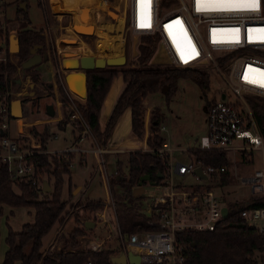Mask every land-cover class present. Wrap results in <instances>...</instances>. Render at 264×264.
Wrapping results in <instances>:
<instances>
[{"label": "trees", "instance_id": "obj_1", "mask_svg": "<svg viewBox=\"0 0 264 264\" xmlns=\"http://www.w3.org/2000/svg\"><path fill=\"white\" fill-rule=\"evenodd\" d=\"M74 1L92 3L97 0ZM16 9L20 50L16 53L17 60H14L11 58L7 46L5 59H0V100L6 98V92L10 89L11 75L31 54V48L35 45H41L38 51L40 53L46 51H43L47 44L44 30L29 25L28 7L22 9L17 5ZM142 38L143 42L139 44L137 60L127 64L94 67V69L87 71L88 92L83 101L77 102L75 98H72L65 89L61 79L62 74L56 73L57 88L63 101V108H65V115L59 123L60 127H63L64 123L70 120L73 111L70 103L75 100L91 130L102 140L103 144L107 143L108 137L122 112L129 107H131L132 129L137 136L142 137L144 132V102L150 93L163 89V86L166 85L167 89L163 90L167 101H169L177 88V79L180 75L191 77L204 93L210 89V73L202 68V65L174 66L153 63L151 58L157 44L156 35L143 34ZM50 50L56 51L53 47ZM59 61L55 58L54 63L57 68ZM25 72L31 75L33 80L38 81L39 75L35 70V65L27 67ZM119 72H122L125 82L124 90L114 103L105 122V128L102 129L99 120L102 104L110 90L114 76ZM39 96L36 92L31 103H38ZM253 97L254 99L248 100H250L257 126L264 135V96L254 95ZM7 98H10V95H7ZM210 104L209 100L207 106ZM163 116V112L154 110L150 118L151 132L147 136V143L150 148L130 150L127 171L123 170L122 163L118 160L114 176L109 178V189L112 194L113 206H115V222L124 238L132 231L160 228L154 223L161 219L156 210L168 206L166 202L158 201L151 204L150 210H144L139 203L141 195L134 193V186L138 185L142 175L150 173L153 183H161L168 174L169 156L165 153L160 155L157 152V149L162 147L163 142L167 140L164 129H162ZM2 130L0 116V142L4 136L8 135L6 130L2 134ZM50 131L51 129L47 128L41 133V148L32 147L30 154L26 155L28 161H33L39 166L35 172L38 182H32V179L26 177L20 179L13 176L9 161L0 156V204L6 203L12 207L32 204L35 209L32 222H24L22 228L18 230L9 227L5 237L8 249L1 264H15L17 260L21 264H84L89 259H92L95 264H113L112 255L122 249V243L120 248L116 250L113 245L102 246L98 250L84 248L81 245L79 237L91 229L87 228L82 221L83 215L88 214L86 217L90 218V215L93 214V220L96 223L97 212L106 205V202L102 198H87L71 203L69 207H66L67 201L63 200L61 196L74 157L70 151L64 156L61 152L47 150L46 137ZM33 134L37 137L35 133ZM14 139L20 140L19 137ZM186 151L190 157L203 160L208 164L223 163L228 165L231 159L227 150L222 147L203 148L196 145L188 147ZM230 172L229 169L220 174L215 173L211 177H218L220 183H225L231 179ZM52 177L51 190L42 191L44 179L50 180ZM146 182L143 181V183ZM16 185L19 190L15 189ZM194 188L196 190L209 189L211 186L198 184ZM41 194L44 196L40 197ZM227 205L229 208L228 215L220 218L213 229L182 228V230L175 231L176 244L182 245L186 254L182 264H256L260 259H264V233L241 215L243 209L249 210L264 205V196L253 193L246 199L228 201ZM71 211L75 212V226L63 233L62 237L65 244L58 250L43 249V236L56 222L62 223Z\"/></svg>", "mask_w": 264, "mask_h": 264}, {"label": "built area", "instance_id": "obj_2", "mask_svg": "<svg viewBox=\"0 0 264 264\" xmlns=\"http://www.w3.org/2000/svg\"><path fill=\"white\" fill-rule=\"evenodd\" d=\"M14 1L17 6L22 0ZM26 1L29 2V0ZM101 1L104 2V6L112 7L123 19L124 25H127L135 33L156 35L155 50L159 49V53L164 55L167 63L174 66L212 64L221 71L227 84L232 87L234 97H228L231 92L222 90L220 97L210 100L211 104L207 106L206 132L200 135L197 145L203 148L222 147L227 149L231 147L234 150L237 148L260 149L262 152L261 167L254 169L243 179L250 183L254 193L264 196V135L257 126L249 101L245 99L246 94L264 96V0H259V5L255 10H250L243 3L226 4L217 2V0H205V2H198V0H150V3H141V0ZM9 2L11 0H0V22L8 17L6 5ZM38 5L43 8L45 0H38ZM49 5L51 7V0H49ZM91 6L93 7L91 14L96 19L106 18L103 11L107 7H103L102 10V7L94 2ZM54 14L58 17L57 28L61 32L67 29L74 18L73 14H70L71 19L63 22L62 15L55 11ZM63 14L69 15V12ZM110 18L108 16L107 21ZM0 27L2 28H0V53L5 54L7 52V35L5 26L0 23ZM77 35L80 40L85 41L86 39L83 37L90 38L94 33L91 35L77 33ZM57 39L55 41L59 47ZM5 57L6 55L0 56V59H5ZM227 66L228 72L223 69ZM65 89L72 97L73 95L81 97L67 86ZM6 93V98L0 100V116L2 129L8 133L12 109L11 93L10 91ZM7 95H10V98H7ZM70 106L73 109L70 120L77 128L81 129V137L88 133L91 135L90 125L76 101L72 100ZM162 129H165V124H162ZM236 139H239V144L231 145ZM0 143V156L9 161L12 175L20 179L26 177L32 179V182H38L35 172L39 166L26 159V155L30 154L32 150H24L16 139L9 136V133L1 139ZM71 147H75V145ZM148 148L150 147L145 149ZM72 149L67 147L60 152L66 156V153ZM171 151L172 147L168 139L163 142L162 147L157 149L158 154L165 153L169 156L167 175L170 177L173 172L178 174L195 173L194 168L197 165L202 167L208 177L229 170L223 163L208 164L194 158H190L187 162L174 161ZM195 176L196 178L201 177L198 173ZM186 187L189 189L184 191V195L178 197V200L183 203L182 207L176 205L178 200L174 191L161 200L168 206L156 210L161 219L154 223L160 228L132 231L126 238L118 229L126 252L131 250L139 253L141 261L145 263H183L186 254L183 246L176 244L175 231L182 230V228L213 229L216 222L223 217V202L219 200V195L212 188L196 190L194 186ZM110 202L115 213L112 197ZM100 214L102 215V212ZM241 215L248 221L264 219V205L249 210L243 209ZM259 229L264 233V227ZM56 239L57 242H53L54 244L49 246V250H58L63 246L60 237H56ZM79 240L84 248L98 250L103 246L102 240L86 233L82 234ZM112 263L120 264L114 261ZM84 264L95 263L89 259Z\"/></svg>", "mask_w": 264, "mask_h": 264}, {"label": "rangeland", "instance_id": "obj_3", "mask_svg": "<svg viewBox=\"0 0 264 264\" xmlns=\"http://www.w3.org/2000/svg\"><path fill=\"white\" fill-rule=\"evenodd\" d=\"M96 3V5L102 7L104 6V2L101 0L93 1ZM16 2L14 0H11L9 4L6 5L7 9V18L4 20H1V24L5 26V33L6 35H9L10 32H17L18 29V19L15 14V8H16ZM83 4V5H82ZM92 3L88 2H78L74 0H68L65 4L61 0H51V7L49 5V0H45V6L41 8L38 5V0H29L28 4V15L30 18L29 25L35 26L36 28H41L44 30L45 33V39L47 41L46 47L43 48V51L41 54L45 53L46 56H50V58L55 61V58H58V55L60 52L64 54L65 56H72L77 52H83L84 54H96V55H104V56H110V55H118V54H124L127 57V60L123 64H127L130 61H135L138 59V53H139V44L143 42L142 35L135 33L130 28L127 27V25L116 26L120 25L123 20L121 17L113 16V14L110 13L113 9L112 7H107L103 13L105 14L106 18L110 16L111 18L109 21H107L106 18H100L95 19L94 22H92V14H89L91 16V19H88L86 22H82L80 24L78 21L74 22L72 18V22L67 26V29H64V31L58 30V17L55 12H58V14L62 15L63 22H67V19H71L70 14L78 15V11L81 9H86V12L91 13V9L93 8L91 6ZM77 9V10H76ZM45 10V11H44ZM76 10V11H75ZM114 10V9H113ZM71 11V12H69ZM75 11V12H74ZM65 12H69V15L63 14ZM84 13V12H83ZM110 13V14H109ZM15 14V15H14ZM83 15V14H80ZM88 17V16H87ZM78 19V18H77ZM76 19V20H77ZM102 21V22H101ZM93 23V24H92ZM119 23V24H118ZM124 23V22H123ZM122 23V24H123ZM73 26V27H71ZM83 26H86L83 27ZM57 28V29H56ZM76 28L79 30L91 33L94 35L90 38L88 36H85V38L88 41H91L92 48L90 49L89 44L85 43L84 41L80 40L78 38L77 32H75ZM2 29V28H1ZM104 35V36H103ZM122 37V50H120V53H108L105 50L100 49L98 46V42L105 41L109 42L110 39L117 41L118 45H121V40L118 39L119 37ZM59 41V47L57 46V43L55 39ZM56 50L55 52L50 49ZM61 47L70 48L68 51L62 50ZM156 49V47H155ZM153 52V56L151 58V61L153 63L161 62L162 64H167V61H165L164 55L159 53V49L155 50ZM108 51V50H107ZM14 54V59H16V53L17 52H10V54ZM82 53V54H83ZM5 56V54L0 53V56ZM54 57V58H53ZM171 65V64H170ZM202 68L207 70L210 73V89L207 90L206 93H204L201 89V87L197 84L195 80H193L191 77H186L183 75H180L177 79L176 84V90L171 95L169 101H167L164 88L159 89L158 92L150 93L146 99H145V107H144V114L143 117L145 118L147 114H150L152 116V112L154 110H160L163 112V123L165 124L164 134L165 138L168 139V141H172L174 144H178V146L183 145L185 146V142L179 143L181 140H191L190 146H195L198 142L197 139L200 137L201 134L206 132L207 128V102L209 100H212V98H218L221 96V91L224 90L226 92H231V95L228 97L233 98L234 97V91L232 90V87L227 84L226 80L224 79L223 75L221 74V71L217 69L214 65H202ZM226 72H228V66L227 68H223ZM25 70L21 66L18 67L17 71H15L11 76L12 78L22 77L23 79H27V73H24ZM62 74V73H61ZM63 76V74H62ZM27 77V78H26ZM30 81H33L32 78H30ZM27 81L23 85H19L15 83V81L11 82L10 84V90H12V96L13 99L20 98L22 96V93H25L26 96H29L28 101H25L26 105V112L28 113V120L27 121H33L38 117H46V112L41 115L40 109L38 108V103H31L32 96L27 93L28 90L31 88L34 89L40 96L45 93V91L49 90L48 82L40 81L38 78L37 83L34 84L33 87H31ZM125 85L123 81V75L122 72H119L116 74L112 80L110 89L111 94H113L116 91L122 92L123 86ZM20 92L17 93L16 90H19ZM35 92V94H36ZM110 94V95H111ZM60 96V93H59ZM254 95L252 94H246L245 99H254ZM23 97V96H22ZM72 98H75L76 101H82L84 98L82 97H76L73 95ZM39 99V98H38ZM250 103V100H248ZM27 103V104H26ZM77 104V103H76ZM159 106V107H158ZM158 107V108H157ZM160 108V109H159ZM43 117V118H44ZM16 119L12 117L9 120V136L11 138L19 137L20 140H17L21 144L24 150H32L31 146V139L30 135H26L25 133L17 132V126H16ZM50 123V122H49ZM65 124V123H64ZM19 125L25 130V131H31V125L30 123H22L20 122ZM66 125V124H65ZM68 125V124H67ZM66 125V126H67ZM74 125V124H72ZM28 126V127H27ZM47 125L42 132L46 131L47 128H50L51 131L46 137V142H48L47 148L60 150L63 147H65L68 144H71L73 141H71L69 137L68 129L66 131H58V133L54 130L53 126ZM65 126V127H66ZM75 126V125H74ZM76 127V126H75ZM42 128V125L39 124V128ZM58 128V127H57ZM77 128V127H76ZM27 129V130H26ZM145 129V128H144ZM41 132V133H42ZM92 134L89 133L87 135H90L91 139L94 140L95 145L102 143V140L97 137L96 134H94L93 131H91ZM40 133V138H41ZM11 134V135H10ZM33 134V133H32ZM34 135V134H33ZM144 136V134H143ZM36 136H33V139L37 141ZM125 135L121 139L124 140ZM78 139V137H76ZM232 144H239V139H236L233 141ZM48 150V149H47ZM228 156L231 157L230 163L227 165V167L230 169L231 173V179L228 182L220 183L219 178H212V177H195V174L192 172H187L185 174H178L173 172L172 176L167 175L165 178V184L174 187L173 191L177 194V200L178 197L181 195H184V191H187L189 188L186 186H197L198 184L201 186L210 185L211 188L219 195V200L228 202L232 201L233 199H246L251 195V185L249 182H247L244 177H247L250 173L253 172L254 169L261 167L262 165V152L260 149L257 148H247V149H232L227 148ZM50 151V150H48ZM55 152V151H51ZM74 156V153L71 152ZM128 152H124L123 155H120L123 157L122 160V168L124 171H127L128 168V160L127 154ZM172 159L174 161H185L187 162L190 159V155L187 153L185 148H174L171 151ZM88 161L81 163V158L76 153L74 156V159L72 160L71 169H72V176L74 181H82L84 183L85 179H89L90 182L87 180L82 186L75 189L78 186H74L73 183H71L68 186L66 183H64L63 187V193L61 198L63 200L67 201V206L69 207L71 203H76L79 200H86L87 198H96L101 197L105 202L106 205L102 209H99V213L97 215L96 222L98 223L97 226H95V229L91 227L89 229V234L92 236H95L98 238V240L103 241V246L113 245L115 246V250L119 249L122 243V239L120 238V233L117 228V223L114 209L110 206L111 205V191L109 189V178H113L114 176V169H115V157L110 156L107 158L106 162L104 161L102 164L101 171H97V175L94 176L92 179L89 177L92 163L97 164V160L91 153L87 154ZM125 159V160H124ZM126 161V163H125ZM87 165V166H86ZM101 165V164H100ZM13 168V166H12ZM102 175H100V173ZM107 173V178H106ZM48 180L51 184L53 183V177ZM107 181V183H106ZM89 185L87 186V184ZM43 186V182H42ZM86 186V189L89 191V195H92L93 197H83L84 196V187ZM52 188V187H51ZM118 188V186H117ZM16 190H19L18 186H15ZM75 189V191H74ZM51 190V189H50ZM162 188L159 187L156 193H161ZM110 195V196H109ZM44 195L41 194L40 197H43ZM109 197V198H108ZM106 198V199H104ZM110 199V200H109ZM150 200V199H148ZM146 202L147 201H139V203L142 205V208L146 209ZM151 202V201H148ZM110 203V204H109ZM177 206L182 207L183 203L178 200L176 202ZM107 211L105 213V218L108 222H105V219L103 218V214L101 215V211ZM35 215V209L33 208V205H27V206H18L15 210V213H11L10 210H8L7 206L3 207V212L0 211V257L4 255L5 249L8 246L5 241V235L8 232V229L10 226H13L12 228H15L13 225L15 223V220H17L19 225L22 224V222L32 221L34 219ZM88 215V214H87ZM87 215H83L82 221L84 222L86 219L93 220V214L90 215V218H87ZM74 218H75V212L71 211L67 214V217L62 223L56 222L53 227L49 230L47 234H45L42 238L43 243V249H48L49 246L53 242H57L56 237H60L61 242L63 245L65 244L63 241V233L72 229L74 224ZM86 218V219H85ZM84 219V220H83ZM95 222V220H93ZM256 221V222H255ZM254 222L251 220L249 221L251 224L256 226V223H260L259 221L255 220ZM104 222V223H103ZM10 225V226H9ZM20 227V226H19ZM112 227V230H111ZM56 239V240H55ZM54 244V243H53ZM56 244V243H55ZM51 250V249H50ZM124 250V244L122 243V249ZM125 251V250H124ZM126 252V251H125ZM115 255V254H114ZM15 264H20L19 261H16ZM138 264H159L156 262H150L145 263L141 261Z\"/></svg>", "mask_w": 264, "mask_h": 264}, {"label": "crops", "instance_id": "obj_4", "mask_svg": "<svg viewBox=\"0 0 264 264\" xmlns=\"http://www.w3.org/2000/svg\"><path fill=\"white\" fill-rule=\"evenodd\" d=\"M26 3H27L26 7H28L29 2L26 1ZM18 6H19V4H18ZM79 11H81V10H79ZM69 12H71V11H69ZM16 13H17V9L15 10V14ZM79 13L82 14V12H79ZM89 14H91V13L86 12V16H88ZM94 17L95 16H92V18H94ZM10 34H11V32L9 33V35H7V38H6L7 39L6 43H7L8 49L10 48V43H9ZM84 42L89 44L90 49L92 48L91 41L85 40ZM9 52H11V51L9 50ZM82 53L83 52H77L74 56L78 57ZM41 55H42V60L39 63L34 64L35 65V70H36V72H38L40 81L48 82L49 90L45 91V93L43 95L39 96L38 108L40 109L41 115H43V113L46 112L47 116L44 117V115H43L42 117H38V118H36L33 121H27L29 116H28V113L26 112L25 101H28L29 96H26L25 93H22L23 97L22 96L20 97L21 99H23V101L21 103L22 115L20 117H16L15 118L16 122H17L16 123L17 132L25 133L28 136L30 135V139H31L30 141L31 142H32V138H33V134L32 133H35L37 135V138H36L37 142H38L37 145H35L33 142L31 143V146L33 148H37V149L41 148L42 142H41V138H40V133L42 132V130L45 127H47V125H52L53 126V128H52L53 131L55 130L57 133H58V131H62L63 132V131H66V129H68V132H69V137L68 138L71 141H73L71 144L66 145L65 147H63L60 150L51 149V148H47V149L50 150V151H58V152H60L63 149H66L67 147L73 148L70 152H73L74 156L77 153L79 155V157L81 158V163L87 162L88 158H89L87 156V154L91 153L93 155V157L96 158V160L98 159L97 160V164H93L92 163V167H91V171H90V175H89V177L92 179L94 176L97 175V171H101V168L103 166L102 163L104 161L106 162L108 157H110V156H114L115 157V161H116L115 162V169H114V172H115L116 169H117L118 160L121 161V162L123 160V157L120 156V155H123L124 152H128L127 153L128 155H127L126 159L128 160V163H129V156H130L129 152H130V150L145 149L146 147H148L147 136L151 132L150 131V122H151L150 121V118H151L150 114H147L145 118L143 117L144 128H145L144 132H143L144 136L139 137V136H137L134 133V131L132 129L131 107L125 109L122 112V114L120 115L118 121L116 122V124H115V126H114V128H113V130H112V132L110 134V136L108 137L107 143H105V144L100 142L99 144L95 145V142H94V140L91 139L90 135H85V136L81 137L82 136L81 135V129L80 128H76L74 126L75 124L72 125L73 123L71 122V120H68L67 122H65L66 125L68 124L67 126L64 125L63 127H60L59 123L62 121V119H63V117L65 115V108H63V101L61 99V95L59 96L60 92L58 91V88H57V80H56L57 76H56V73L58 72V74H61V73L63 74L61 79H62L64 85L66 86L64 78H65V75H66L65 73L68 71V69L65 67V65H63V62H62L63 58L62 57L64 56V54L62 52H60V54L58 55V58L60 60L58 68L56 67L53 59L50 58V56H43V54H41ZM10 56H11L12 59H14V57H15L14 54H12V53L10 54ZM23 70H25V69H23ZM24 73H26V72H24ZM27 76H28V78L26 77L27 79H23L22 77H20V78H17V77L11 78V82L15 81V83L18 84V86L19 85L21 86V85L25 84L27 81H29L28 82L29 85L31 87H33L34 84L37 83V81H35L33 79H32L33 81H30L31 80L30 78H32V77L28 73H27ZM11 82H10V84H11ZM124 86H123V88H124ZM31 90H33V92H34L33 95H31V92H30ZM9 91H10V93L12 92V90H10V89H9ZM16 92L19 93L20 89L16 90ZM156 92H158V91H156ZM27 93H29L32 96V98L36 96L35 91H34L33 88L28 90ZM121 93L122 92L116 91L113 94H111V89H110L108 94H107V96L105 97V99L103 101V104H102V109H101V114H100V119H99L100 123L102 125V129L105 128V125H106L105 122L107 121V119H108V117H109V115H110V113L112 111L114 103L116 102V100L118 99V97L120 96ZM81 97L84 98V99L86 98L84 96H81ZM12 100H13V96H12V93H11V106H12ZM48 103H51L53 105V108L55 109V113L53 115L48 113V108H46ZM143 114H144V112H143ZM20 122H22V123H30V125L32 127V131H25L19 125ZM39 124L42 125V128H40V129H38L39 128ZM8 133H9V130H8ZM123 135H125L124 140L121 139L123 137ZM76 137H78V139H76ZM168 142L170 143V145L172 147V150L174 148H180V147L181 148H185V150H186L188 147H191L189 145L191 140H181L179 142L180 144H181V142H185V146H183V145L178 146V144H174L172 141H168ZM197 142H198V139H197ZM47 145H48V142H47ZM74 145H75V147H71V146H74ZM190 158H192V157H190ZM125 163H126V161H125ZM99 173H100V175H102L101 172H99ZM194 174H196V173H194ZM87 180L90 182L89 179H85L84 183ZM165 182H166L165 178H164V180L161 183H153V182H150L149 180H147L146 183H143L139 187L141 189H139L137 187L138 185L134 186V189L136 187L138 188V191H137L138 194H136V195H141V197L139 198V201H147L146 202V205H147L146 206V210H150V208L152 206L151 205L152 203H155V202H158V201L161 202L162 199L167 197V195L170 192L173 191L174 187L166 185ZM71 183H73L74 186L75 185L78 186L75 189L79 188L80 186H82L84 184V183H82V181L80 182V181H74L73 180L72 169L70 170V174L67 175V179H66V185L68 186V188H69V185ZM106 183H107V181H106ZM88 185H89V183L87 184V186ZM51 187H52V184L50 183V189H51ZM159 187L162 188V192L157 194L156 191L158 190ZM75 189H74V191H75ZM42 191H44L43 190V186H42ZM84 192L85 193H84L83 197H93L92 195H89V191L86 189V186L84 187ZM253 193L254 192L252 191L251 194H253ZM98 198H101V197H98ZM92 199H96V198L93 197ZM104 199H106V198H104ZM148 199H150V200H148ZM237 199H239V198H237ZM148 201H151V202H148ZM222 202H223V205H227V202H225V201H222ZM4 206H7L8 210H10V212L13 214V213H15V210H16V208L19 205L15 206V207H12V206H10V205H8L6 203H2V204H0V211L1 212H3V207ZM20 206H23V205H20ZM24 206H27V205H24ZM33 208H34V206H33ZM101 212H102V214L104 216L103 218L105 219V222L110 223L105 218V216H106L105 213L107 211L103 210ZM255 220L260 222V223H258V222L256 223V226L258 228H263L264 227V219H253V220H251V222L252 221L254 222ZM29 222H32V221H29ZM23 223L24 222H22V224ZM19 224L20 223H18L17 220H15V223L13 224L15 226V228H13V229L14 230L15 229H17V230L21 229L22 228V224L21 225H19ZM97 224L98 223L96 222L95 225L93 226L94 229H95V226H97ZM11 227H13V226H11ZM87 228H89V227H87ZM111 230H112V227H111ZM86 234H88L89 236H92V235L89 234V232H87ZM5 237H6V235H5ZM80 237H82V236H80ZM80 237H79V239H80ZM92 237L96 238L95 236H92ZM96 239H98V238H96ZM7 245H8V243H7ZM7 249H8V246L6 247L5 252H6ZM119 251L120 250H118L116 253H118ZM4 255H5V253H4ZM4 255H3V257L2 256L0 257V264L4 261L3 260ZM17 261H19V260H17ZM20 264H21V262H20ZM256 264H264V259H260Z\"/></svg>", "mask_w": 264, "mask_h": 264}, {"label": "water", "instance_id": "obj_5", "mask_svg": "<svg viewBox=\"0 0 264 264\" xmlns=\"http://www.w3.org/2000/svg\"><path fill=\"white\" fill-rule=\"evenodd\" d=\"M26 0H22L19 2V7L22 9L26 8ZM111 10V12L116 13L115 10L113 9H109ZM58 13V12H56ZM67 13V12H65ZM112 14V13H111ZM75 32L79 33V34H88L91 35V33H86L83 32L81 30H79L78 28H76ZM9 43H10V48L9 50L11 52H18L20 50V42H19V36L18 33L16 32H11L10 34V39H9ZM41 45H35L34 47L31 48V54L29 56H27V58L22 62L21 67L23 69H27V67H30L36 63H39L42 60V55L41 53L38 51V48ZM43 56H46L45 53H43ZM79 60L77 65H65L64 64V58L62 57V62L63 65H65V67L68 69V71L65 73V83L66 86L71 90L74 91V93L76 95L82 96L79 92H77V90H75V88H73L74 86L72 81H71V77H69L70 73H82L84 74V81L80 84V88L84 89L85 91V95L84 97L87 96V81H88V73L87 71L90 69H94V67H105L107 65H111V64H123L126 62L127 57L124 54H118V55H110V56H104V55H96V54H81L78 56ZM164 89H167L166 85L163 86ZM31 95L34 94L33 90L30 91ZM23 99L21 98H17V99H13L12 100V117L16 118V117H20L22 115V111H21V103H22ZM48 108V113L50 114H54L55 113V109L53 108V105L51 103L47 104ZM6 131L3 129L2 130V134H4ZM194 172L197 174H199L201 177H208V174L202 169V167L200 165H197L194 168ZM149 180L150 182H153L151 180V175L150 173L144 174L140 177L139 183H138V188L143 184V181H147ZM135 188L134 193L138 194V188ZM141 189V188H139ZM43 190L44 191H48L50 190V183L48 180H44L43 181ZM229 213V208L227 205H223L222 206V215L223 217H226ZM84 224L86 225V227H93L95 225V222L93 220L90 219H86L84 221ZM112 261H114L115 263H120V264H126V263H140L141 262V255L139 253L136 252H132L131 250H128L127 252H125L124 250H120L118 253H116L115 255H112Z\"/></svg>", "mask_w": 264, "mask_h": 264}, {"label": "bare ground", "instance_id": "obj_6", "mask_svg": "<svg viewBox=\"0 0 264 264\" xmlns=\"http://www.w3.org/2000/svg\"><path fill=\"white\" fill-rule=\"evenodd\" d=\"M62 2H64L65 4L67 3V1L68 0H61ZM77 10V9H76ZM75 10V11H76ZM74 11V12H75ZM85 11H86V9H81V11H79V12H82V14L83 15H80L81 13H78V15H74L73 17H74V19H73V21L74 22H76V21H78L80 24H82V22L84 21V22H86V21H88V19H91V16H89L88 15V17L86 16V13H85ZM84 12V13H83ZM112 14H113V16H117L118 14L117 13H114V12H111ZM119 16V15H118ZM78 18V19H77ZM77 19V20H76ZM93 20H94V18H93ZM92 20V22H94ZM123 20V19H122ZM102 22V21H101ZM123 23V22H122ZM120 24V25H116V26H121V27H123L124 26V23L123 24ZM93 24V23H92ZM119 24V23H118ZM83 25V24H82ZM71 27H73V26H71ZM83 27H86V26H83ZM104 36V35H103ZM116 37H119L118 39H120L121 40V45H118V43H116L117 41H115V39L114 40H112V39H110L109 40V42H106V40L105 41H103V42H101V41H99L98 42V46L100 47V49H102V50H105V49H107V50H105L106 52H108L109 54L110 53H120L121 51L120 50H122V37L121 36H116ZM62 48V50H64V51H68V50H70V48H66V47H61ZM120 51V52H119ZM78 60H79V57H71V56H65V58H64V64L65 65H69V66H71V65H77V63H78ZM69 77H71L70 79H71V81H72V83H73V85L72 86H74L73 88H75V90H77V92H79L82 96H84L85 95V90L84 89H82V88H80V84L84 81V74H82V73H79V72H77V73H70V75H69ZM28 127V126H27ZM33 136H35V135H33ZM32 142L35 144V145H37V141H35V139H33L32 138Z\"/></svg>", "mask_w": 264, "mask_h": 264}, {"label": "snow or ice", "instance_id": "obj_7", "mask_svg": "<svg viewBox=\"0 0 264 264\" xmlns=\"http://www.w3.org/2000/svg\"><path fill=\"white\" fill-rule=\"evenodd\" d=\"M198 2H205V0H198ZM217 2L226 3V4L243 3L246 4L250 10H255L259 5V0H217ZM141 3H150V0H141ZM223 10H230V9H223ZM142 26L146 27L148 25H142Z\"/></svg>", "mask_w": 264, "mask_h": 264}]
</instances>
